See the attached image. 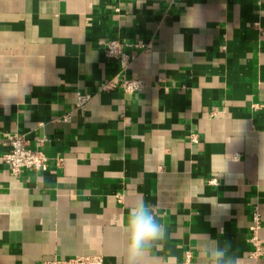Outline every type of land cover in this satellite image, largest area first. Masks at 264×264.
Segmentation results:
<instances>
[{
    "label": "crops",
    "instance_id": "crops-1",
    "mask_svg": "<svg viewBox=\"0 0 264 264\" xmlns=\"http://www.w3.org/2000/svg\"><path fill=\"white\" fill-rule=\"evenodd\" d=\"M12 133L43 140L45 170L7 169ZM140 201L165 229L144 264H210L225 241L247 261L255 213L264 264V0H0V264H126Z\"/></svg>",
    "mask_w": 264,
    "mask_h": 264
},
{
    "label": "built area",
    "instance_id": "built-area-1",
    "mask_svg": "<svg viewBox=\"0 0 264 264\" xmlns=\"http://www.w3.org/2000/svg\"><path fill=\"white\" fill-rule=\"evenodd\" d=\"M256 25V24H255ZM258 28V26H257ZM135 50L146 49L147 44L141 41L130 44ZM103 47L106 54L117 60L120 66L118 84L124 93L130 94L141 87L139 80L127 77L124 74L125 68L130 61L132 54L127 53L125 44L116 38H107L103 42ZM132 51V53L134 52ZM111 84L106 82L102 88H109ZM90 98L86 93L77 92L75 105L81 107ZM194 141L196 138L190 136ZM43 140H36L34 146L30 140L19 133H12L6 139L8 149L1 155V160L7 169L14 175L21 173L23 170H45L48 166V157L41 150L40 146ZM209 183L214 184L215 179L209 180ZM253 224L250 227L251 235L249 241L252 244V249L249 252V260L238 264H257V259L263 254V246L261 240L257 236L258 216L255 213L253 216ZM41 264H104L102 256L98 254H79L70 257L52 258L44 260Z\"/></svg>",
    "mask_w": 264,
    "mask_h": 264
},
{
    "label": "clouds",
    "instance_id": "clouds-1",
    "mask_svg": "<svg viewBox=\"0 0 264 264\" xmlns=\"http://www.w3.org/2000/svg\"><path fill=\"white\" fill-rule=\"evenodd\" d=\"M126 237V264H144L155 242L165 236L163 224L158 219L156 207L143 201L136 203L128 211L124 227ZM230 243L225 241V247L219 246L210 255L206 251L210 264H236L232 256L227 255Z\"/></svg>",
    "mask_w": 264,
    "mask_h": 264
}]
</instances>
